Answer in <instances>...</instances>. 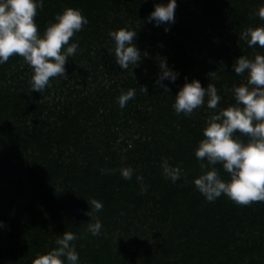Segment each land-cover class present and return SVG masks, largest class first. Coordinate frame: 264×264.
<instances>
[{"label": "trees", "instance_id": "obj_1", "mask_svg": "<svg viewBox=\"0 0 264 264\" xmlns=\"http://www.w3.org/2000/svg\"><path fill=\"white\" fill-rule=\"evenodd\" d=\"M157 3L167 0H44L34 18L41 34L68 7L89 21L69 41L79 48L66 75L38 93L22 57L0 64V264H32L65 231L78 237L80 264H264V202H208L193 183L206 119L233 105V86L247 82L233 63L264 55L240 39L245 28L264 26V0H177L175 22L159 27L145 19ZM120 28L137 31L141 52L127 70L110 51L108 33ZM161 60L179 73L163 81L169 91L154 83ZM185 78L215 85L217 109L206 97L190 116L176 114ZM130 88L136 95L120 108ZM165 157L183 170L175 184L162 174ZM124 167L134 169L131 180ZM93 198L103 203L99 236L84 214Z\"/></svg>", "mask_w": 264, "mask_h": 264}, {"label": "clouds", "instance_id": "obj_2", "mask_svg": "<svg viewBox=\"0 0 264 264\" xmlns=\"http://www.w3.org/2000/svg\"><path fill=\"white\" fill-rule=\"evenodd\" d=\"M43 7L44 0H0V64L6 63L13 55L22 57L32 72L30 90L38 93L50 86L51 78L66 75L68 58L75 55L79 48L77 42L69 41L89 23L80 9L68 7L56 14L41 34L34 18L37 10ZM176 7L177 0L154 4V10L145 19L157 27L172 24L175 22ZM257 15L264 19V6L257 9ZM108 35L114 42L110 51L114 53L115 63L120 69L127 70L141 62V52L135 44L137 31L120 28ZM240 39L251 48H264V26L245 28ZM161 61L154 83L169 91L163 81L174 83L179 73L169 68L165 60ZM232 70L246 77L247 82L233 86V105L206 119L203 139L195 150L201 174L193 183L208 202L225 195L237 205L248 206L264 202V55L257 53L254 58L241 55L233 63ZM142 88L146 93V87ZM135 95L134 88L126 92L122 90L117 98L120 108H124ZM206 97L207 107L217 109L221 97L215 85L209 83L204 88L199 80L188 82L185 78L172 107L176 114L190 116L205 104ZM237 132L246 140L237 136ZM217 164L222 165L228 174L227 179L221 177L215 167ZM160 167L164 178L174 184L183 177V170L171 165L166 157L162 158ZM120 174L125 180H131L134 169L121 168ZM136 179L143 182L142 176ZM144 191H147L146 187H142V193ZM87 203L91 205L90 211L84 214L93 221L88 224L87 231L92 236H99L103 224L96 214L102 211L103 203L94 198ZM3 226L0 221V228ZM77 239L74 232L65 231L57 237L56 246L44 254H37L32 264H80L74 243Z\"/></svg>", "mask_w": 264, "mask_h": 264}]
</instances>
